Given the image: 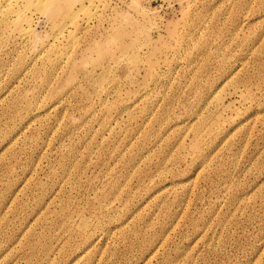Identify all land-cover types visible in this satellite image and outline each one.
Listing matches in <instances>:
<instances>
[{"label":"rangeland","instance_id":"rangeland-1","mask_svg":"<svg viewBox=\"0 0 264 264\" xmlns=\"http://www.w3.org/2000/svg\"><path fill=\"white\" fill-rule=\"evenodd\" d=\"M0 264H264V0H0Z\"/></svg>","mask_w":264,"mask_h":264},{"label":"bare ground","instance_id":"bare-ground-1","mask_svg":"<svg viewBox=\"0 0 264 264\" xmlns=\"http://www.w3.org/2000/svg\"><path fill=\"white\" fill-rule=\"evenodd\" d=\"M46 9H48L47 7H46ZM54 11H55V8H54ZM50 12V11H49ZM51 12H52V10H51ZM53 13V12H52ZM16 20L17 21H21L22 19L18 16L17 18H16ZM27 21V20H26ZM19 23V22H18ZM24 32H26L28 35H32L33 34V31H32V29L30 28V25H28V26H26L25 28H24Z\"/></svg>","mask_w":264,"mask_h":264}]
</instances>
